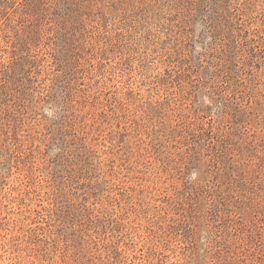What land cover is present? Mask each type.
<instances>
[{
	"label": "rangeland",
	"instance_id": "rangeland-1",
	"mask_svg": "<svg viewBox=\"0 0 264 264\" xmlns=\"http://www.w3.org/2000/svg\"><path fill=\"white\" fill-rule=\"evenodd\" d=\"M0 264H264V0H0Z\"/></svg>",
	"mask_w": 264,
	"mask_h": 264
}]
</instances>
